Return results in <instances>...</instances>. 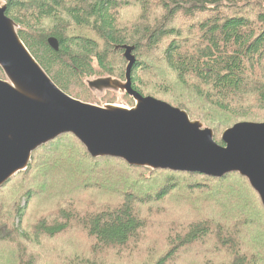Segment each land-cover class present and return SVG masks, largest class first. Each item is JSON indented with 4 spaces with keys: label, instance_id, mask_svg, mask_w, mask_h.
<instances>
[{
    "label": "trees",
    "instance_id": "trees-1",
    "mask_svg": "<svg viewBox=\"0 0 264 264\" xmlns=\"http://www.w3.org/2000/svg\"><path fill=\"white\" fill-rule=\"evenodd\" d=\"M4 2L5 15L18 25L28 51L73 98L94 100L84 84L91 77L124 80L127 63L114 48L126 45L134 47L132 89L185 111L210 128L218 144L237 123H264V0ZM124 12L131 18L123 19ZM49 38L57 41V51ZM161 60L164 66L157 65ZM158 71L171 73L182 91L161 94L146 88L145 75ZM103 100L113 104L116 95L107 92ZM83 161L93 173L91 183L82 178ZM49 184L74 185L73 197L52 220H39L19 234L28 206ZM99 200L108 204L94 205ZM81 203L87 208L78 209ZM157 209L169 218L166 224L157 222ZM71 229L80 232L78 246H89L86 250L58 241ZM148 229L155 235L152 244H145ZM49 241L47 262L39 264H108V250L130 254L132 247L144 250V264H264V207L238 174L214 178L93 159L66 134L34 151L27 169L0 187V246H16L17 264H38L40 253L26 251ZM157 250L160 256H153Z\"/></svg>",
    "mask_w": 264,
    "mask_h": 264
},
{
    "label": "water",
    "instance_id": "water-1",
    "mask_svg": "<svg viewBox=\"0 0 264 264\" xmlns=\"http://www.w3.org/2000/svg\"><path fill=\"white\" fill-rule=\"evenodd\" d=\"M5 11V3L0 4V70L5 78H0V187L27 169L38 148L71 134L93 159L214 178L238 174L264 207V123H237L221 134L222 145L216 143L214 132L185 111L132 89L134 47L126 45L114 48L127 63L124 80L106 76L84 84L98 98L107 92L126 95L133 106L75 99L48 77ZM47 43L58 50L54 38Z\"/></svg>",
    "mask_w": 264,
    "mask_h": 264
},
{
    "label": "rangeland",
    "instance_id": "rangeland-1",
    "mask_svg": "<svg viewBox=\"0 0 264 264\" xmlns=\"http://www.w3.org/2000/svg\"><path fill=\"white\" fill-rule=\"evenodd\" d=\"M2 3H5V2L1 1L0 4H2ZM130 18H131V14L128 12H124L123 19H130ZM17 30H18V25H17ZM162 62L163 61L161 60V62L157 65L164 66ZM92 78H96V77H91L89 79H92ZM1 79H5L4 76ZM174 79L175 78L171 73H169V72L168 73H159V71H158L157 73H151L149 75H145L144 81H145L146 88H149V89L154 90V91H158L161 94L168 93V91H169V93L170 92L180 93L182 91V89H180L179 87H177L173 84ZM91 94L93 95L94 100L91 98L90 102H86V101H83L81 99H78V100L85 102V103H90V104L99 105V106H102L104 104H109V102L103 100V97L105 96L106 93L104 94V96H101L100 98L95 96L93 93H91ZM114 94L116 95V100H115V103L112 102L113 104H117L118 106H123V105H127L128 107L133 106V104H134L133 101H132V103H130L129 100H126L125 98L122 97L123 94H120V93H114ZM75 99H77V98H75ZM72 155L75 156L76 154H72ZM83 164H84V167H83L84 171H83L82 178H86V182L91 183L93 181V179H92L93 173L90 172L89 168H85V166L88 165L86 162L83 161ZM67 168H68V165H66L64 170H66ZM46 170L47 169L42 170L44 172V174L47 173ZM58 173H61V172H58ZM87 176L90 177V179H88ZM42 179L46 180L47 178L45 176H43ZM111 182H112V180H111ZM73 187H74V185L67 186V185L61 184L60 186H55L54 184L53 185L49 184L46 188V191H41V189H39V193H38L39 196H36L32 200L31 204L28 206L29 209L27 210V214L26 213L24 214L26 217V220L23 222L22 226L20 227V230L18 231L19 234H21L24 231H28L29 227L34 225L39 220H45L47 218H48V220H52L55 216V212L58 209V207H65V205L67 204V200L70 198V196H72V194L69 191H72L74 189ZM61 188H64V190L61 193H59ZM240 189L242 190L241 187H240ZM41 195H44L43 198L38 199ZM103 196L106 199L110 200L108 195H103ZM245 197L247 199H251V196L249 194H245ZM100 204L106 205V204H108V202L106 200H99V201H96L94 203V205H100ZM77 208L78 209H86L87 207H85L84 204L81 203V204L77 205ZM159 211L160 210L157 209V213L155 215L158 218L157 222L166 224L167 220L169 218L165 217V215L162 212L163 210L160 212ZM177 211L182 212V210L178 207H177ZM4 212L8 213L6 210H4ZM32 218H34L33 219L34 221L32 220ZM151 223H153L155 225V222H151ZM148 231L151 234L150 235L148 234L145 244H152L154 242L155 235H154V232L152 229H148L146 231V233ZM79 234H80V232L78 230H75V229L72 230L71 229V231L66 236L60 237L58 239V241H60L61 243H64V244L66 243V245L68 247H70L71 250L79 249L81 251H84L89 246L88 247L87 246H78V243L81 242V238L78 237ZM41 239H43V238H41ZM21 245L28 246L27 243H24V242ZM41 245L37 246V247H30L26 251L27 255H31V253H36V252L40 253V255H38L39 258H36V260H35L36 263H38V264L41 263L42 261L47 262L46 257L50 255L49 250L52 247L53 243H52V241H49L47 246H44V245L41 246ZM133 249H134V247H132L129 250L130 254L125 252V253H122L119 255L115 254V253L120 251L118 249L108 250V254H107L108 256L106 258H104L105 263H108V264H144L145 260H146V258L144 256V254H145L144 250H142L139 253V252H136L135 250L133 251ZM16 251H17V248L13 244H9V245L6 244L3 246H0V264H17L16 261L14 260L15 255H16L15 254ZM112 252H115V253H112ZM114 254L116 255V257ZM160 254H161V252L158 250L154 251L152 253V255L156 256V257L160 256ZM81 255L82 254H80V256ZM134 256H137V257L134 258ZM132 258H134V259H132Z\"/></svg>",
    "mask_w": 264,
    "mask_h": 264
}]
</instances>
